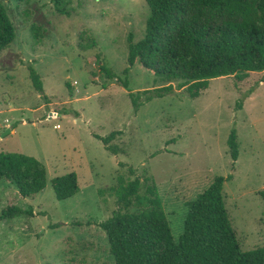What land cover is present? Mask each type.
<instances>
[{
	"label": "rangeland",
	"instance_id": "374dc122",
	"mask_svg": "<svg viewBox=\"0 0 264 264\" xmlns=\"http://www.w3.org/2000/svg\"><path fill=\"white\" fill-rule=\"evenodd\" d=\"M1 1L15 38L0 52V151L42 162L46 186L22 197L0 178V213L10 206L25 210L0 220V264H114L98 224L116 208L110 188L118 175L152 177L177 241L186 203L214 177L231 174L222 198L240 248L264 245L263 71L243 80L209 79L194 98L175 89L134 111L129 92L164 84L139 62L128 63L129 35L137 42L145 33L144 0H62L67 14L53 0ZM29 65L42 92L33 87ZM232 129L235 161L227 146ZM114 130L118 154L96 137ZM71 171L79 191L57 200L51 179Z\"/></svg>",
	"mask_w": 264,
	"mask_h": 264
},
{
	"label": "trees",
	"instance_id": "16d2710c",
	"mask_svg": "<svg viewBox=\"0 0 264 264\" xmlns=\"http://www.w3.org/2000/svg\"><path fill=\"white\" fill-rule=\"evenodd\" d=\"M60 13L67 14L62 0H53ZM149 9L142 39L129 35L128 63L139 62L164 82L161 86L129 92L134 111L153 97L185 88L197 97L209 79L233 75L243 80L250 72H264V0H144ZM15 38V29L0 0V52ZM100 68L108 77L111 71ZM36 91L43 86L36 69L28 66ZM127 86V83H123ZM119 131L96 135L106 150L118 154L111 142ZM233 161L238 157L235 129L227 138ZM127 166L129 176L135 169ZM0 178L15 186L22 197L37 194L46 186V169L35 157L0 151ZM232 178L218 175L187 204L183 231L174 240L157 186L151 176L121 175L110 189L116 208L99 222L107 236L114 264H264V245L242 250L226 210L222 189ZM57 200L79 191L77 175L71 171L51 179ZM143 186V190L141 187ZM264 201V188L259 191ZM10 206L0 220L23 213Z\"/></svg>",
	"mask_w": 264,
	"mask_h": 264
},
{
	"label": "water",
	"instance_id": "95a60500",
	"mask_svg": "<svg viewBox=\"0 0 264 264\" xmlns=\"http://www.w3.org/2000/svg\"><path fill=\"white\" fill-rule=\"evenodd\" d=\"M9 131H10L9 129L6 130V132H9ZM6 132H5V133H6Z\"/></svg>",
	"mask_w": 264,
	"mask_h": 264
},
{
	"label": "crops",
	"instance_id": "0c3cea01",
	"mask_svg": "<svg viewBox=\"0 0 264 264\" xmlns=\"http://www.w3.org/2000/svg\"><path fill=\"white\" fill-rule=\"evenodd\" d=\"M10 130V129H9ZM11 131H13V129H11Z\"/></svg>",
	"mask_w": 264,
	"mask_h": 264
}]
</instances>
